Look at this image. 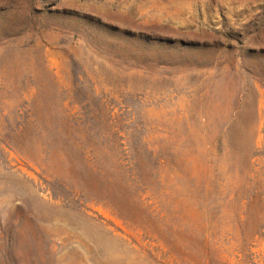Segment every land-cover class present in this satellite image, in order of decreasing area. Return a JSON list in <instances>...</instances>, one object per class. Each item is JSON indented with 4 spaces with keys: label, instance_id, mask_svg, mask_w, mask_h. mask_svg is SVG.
Returning a JSON list of instances; mask_svg holds the SVG:
<instances>
[{
    "label": "rangeland",
    "instance_id": "rangeland-1",
    "mask_svg": "<svg viewBox=\"0 0 264 264\" xmlns=\"http://www.w3.org/2000/svg\"><path fill=\"white\" fill-rule=\"evenodd\" d=\"M0 264H264V0H0Z\"/></svg>",
    "mask_w": 264,
    "mask_h": 264
}]
</instances>
